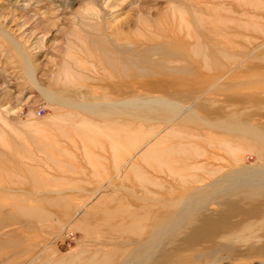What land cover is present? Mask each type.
I'll use <instances>...</instances> for the list:
<instances>
[{"label":"bare ground","instance_id":"1","mask_svg":"<svg viewBox=\"0 0 264 264\" xmlns=\"http://www.w3.org/2000/svg\"><path fill=\"white\" fill-rule=\"evenodd\" d=\"M31 1L0 0V13ZM100 1L82 38L100 67L70 56L56 89L36 84L32 56L0 22L28 79L64 108L51 116L58 133L79 138L91 167V179L77 180L82 200L71 203L55 176L39 177L41 163L15 160L19 145L9 158L0 153V170L29 175L13 171L0 183V264L5 247L25 242L23 231L45 228L92 239L67 259L37 250L20 264H264V66L250 65L264 63V0H170L165 16L144 6L140 26L110 33ZM249 68L259 72L235 79ZM98 137L109 144L104 155L92 150Z\"/></svg>","mask_w":264,"mask_h":264},{"label":"rangeland","instance_id":"2","mask_svg":"<svg viewBox=\"0 0 264 264\" xmlns=\"http://www.w3.org/2000/svg\"><path fill=\"white\" fill-rule=\"evenodd\" d=\"M93 1L94 0H32L30 2L31 6L29 5L28 8L26 7L24 10L11 7V9H5L0 13V22H4L0 24L3 25V27L5 26L4 29H7V32L12 36H16L17 39L21 38L19 40L22 41V46L25 47L32 56L34 64L33 78L39 87L49 89L58 88L59 85L55 83L54 79L58 67L63 61H67L74 65L75 59L72 60V58L82 59L83 57L85 61H90V58H92L91 61L95 66L98 68L100 67L99 62L96 61L97 64L94 62V56L89 57L88 54H85L87 51L85 43L82 41L88 29L85 23L88 17L87 13L90 12L91 8H94L91 7ZM169 1L170 0H106L105 4H107L108 18H110L107 32L110 33L111 29H115L116 25L120 26V28L122 27L123 32H127L126 27H124L126 24H128L131 29L133 26H140L137 25L139 24L137 17L142 15L140 12L145 13L149 10L150 16L155 17L156 15H160L163 17L164 14L166 15L168 13V9H170L171 3H169ZM55 4L57 5L55 6ZM144 6L147 11L144 9ZM262 7H264V4ZM141 9H143V11H140ZM135 27H133V29ZM79 36L81 38H79ZM81 49L84 51H80ZM14 53L10 42L5 40L0 34V153L3 151V154H6V157L9 158V152H14L15 154L17 150L16 147L19 145L18 148L20 152L17 150V153H20V155L16 153V159L15 157L13 158L17 161L20 159L19 162H23L22 164L24 166V160H26L25 163L28 165H39L41 163L43 167L36 169L39 177L44 176L43 178H48L55 176L57 180H55L56 182L53 188L58 190L59 194L67 196L66 198L68 200L70 199L69 201L71 203H76L82 200L84 195V192L81 193L82 191L80 189L84 184H82L83 182H77V180H86L90 178L91 167L87 162V158L82 154L83 152H81L82 149L79 138L73 134L74 137L71 136L70 138L69 133L65 136L61 135L51 121V116L63 112L64 108H59V106L46 100L39 93L38 88L31 83L24 73L22 64ZM75 53H78L80 56L78 54L77 56ZM85 64L89 66L88 62ZM253 64L264 66V63L261 61L251 63L250 65ZM250 69L252 68L240 72L235 79L243 81L249 79L254 72L255 74L259 72L258 70L256 72ZM251 88V86H246L242 89L250 90ZM261 119L264 120V118ZM103 130H105V128ZM56 131L60 135H58ZM114 131L117 132L118 130L114 129ZM33 138L44 141L45 144L43 148H39L34 144L32 142ZM100 140L102 146H98V148L96 147L92 150L98 155H104V145L107 146V141L102 138H100ZM107 147H109V144ZM15 148L16 150L13 151ZM21 149L22 151L26 150L21 152ZM5 150H7V152ZM107 150L109 153L110 148ZM47 154L51 157L53 156L52 158L54 161L47 159ZM240 155L245 156L243 154ZM245 160L247 164H251V162L253 164L255 162V158L251 156H247ZM51 161L52 165H50L54 167L45 169L46 165L51 163ZM213 162L219 161L214 160ZM104 163L106 162L104 161ZM1 171L2 174L0 175L3 176H0V178H2L0 183H5L4 175L6 177L5 180H7L8 175L14 178L17 173L20 175L21 171L23 174H26L22 176H27L28 174L26 167L17 171L13 170L17 172L15 174L13 171L10 172V170H8L10 173H8V175L6 174V170H0V172ZM27 177H29V175ZM54 212L53 216L60 211L56 213V209H54ZM60 230L52 229L47 231L45 228L41 231L30 229L27 233L23 231L22 236L25 241L22 244L23 247L21 245L18 249L17 247H15V249H13V247L4 248L8 251L4 264L24 263L29 257H32V253L35 255L40 250L42 251V258L45 255H51L52 259L58 257L67 259L71 255H74L76 251L78 252L84 247H88L92 239V236H88L83 230L78 228H71V232L69 231V233H65L64 229ZM41 257H39L38 260H41Z\"/></svg>","mask_w":264,"mask_h":264}]
</instances>
